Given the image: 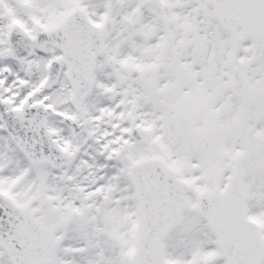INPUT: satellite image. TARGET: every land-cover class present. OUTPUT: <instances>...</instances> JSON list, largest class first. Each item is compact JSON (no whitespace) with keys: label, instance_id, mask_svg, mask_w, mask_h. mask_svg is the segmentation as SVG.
Returning a JSON list of instances; mask_svg holds the SVG:
<instances>
[{"label":"snow or ice","instance_id":"snow-or-ice-1","mask_svg":"<svg viewBox=\"0 0 264 264\" xmlns=\"http://www.w3.org/2000/svg\"><path fill=\"white\" fill-rule=\"evenodd\" d=\"M0 264H264V0H0Z\"/></svg>","mask_w":264,"mask_h":264}]
</instances>
